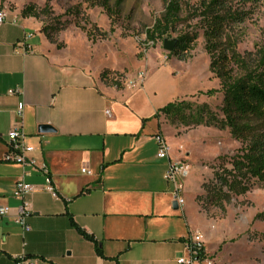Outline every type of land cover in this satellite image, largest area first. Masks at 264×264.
<instances>
[{"label":"crops","instance_id":"0c3cea01","mask_svg":"<svg viewBox=\"0 0 264 264\" xmlns=\"http://www.w3.org/2000/svg\"><path fill=\"white\" fill-rule=\"evenodd\" d=\"M140 70L109 85L100 65L68 47L58 49L37 19L8 12L0 25V207H9L0 216V264H17L19 255L35 264H176L188 256L196 232L206 247L207 219L196 200L201 180L192 187L189 173L179 205L165 178L167 159L157 157L155 135L167 140L173 133L165 132V116L154 114L173 100L148 89L155 73L147 75L149 69L131 85ZM16 87L19 92L10 94ZM15 123L34 147L27 156L46 165L54 194L40 169L3 161ZM40 124L54 131L41 133ZM169 147L172 158L185 161L181 146L176 155ZM20 178L36 186L22 199L13 196ZM20 207L29 230L15 221Z\"/></svg>","mask_w":264,"mask_h":264},{"label":"rangeland","instance_id":"374dc122","mask_svg":"<svg viewBox=\"0 0 264 264\" xmlns=\"http://www.w3.org/2000/svg\"><path fill=\"white\" fill-rule=\"evenodd\" d=\"M101 1L49 0L37 20L41 27L46 25L60 43L58 49L68 47L92 64L100 65V75L103 72L100 78L105 83L127 82L138 70L149 69L147 75L155 73L145 84L162 99H183L193 110L206 104L220 114L222 93L205 94L208 89H219L220 84L209 70L205 39L195 18L188 21L189 26H180V29L195 32L197 38L186 59L179 60L163 48L161 39L154 43L145 41V31L164 10L162 0H122L117 13L113 12L115 0H109V10L113 12L110 16ZM46 2L0 0V9L21 15L24 6L33 4L43 8ZM232 5L240 6L246 13L244 21L235 24L232 30L236 49L246 62L255 64L264 48V0H233ZM88 30L93 41L86 35ZM176 35L172 32L167 39ZM168 123L170 126H166L165 132L169 134L172 130L173 135L167 137L166 142L173 148L174 155L179 154L177 149L182 147L183 158L193 172L192 187L196 180H201L196 200L207 219V227H203L206 230L205 258L212 264H264V219L257 218L264 210L263 184L252 179L246 184L245 192L230 193L229 198L220 197L216 190V177L223 175L224 169L232 168L241 142L227 128ZM185 152L188 155L185 156ZM192 167L199 172L194 173Z\"/></svg>","mask_w":264,"mask_h":264},{"label":"trees","instance_id":"16d2710c","mask_svg":"<svg viewBox=\"0 0 264 264\" xmlns=\"http://www.w3.org/2000/svg\"><path fill=\"white\" fill-rule=\"evenodd\" d=\"M164 10L154 19L151 28L145 31L146 42L156 39H167L169 34L176 32V43L168 52L179 60H185L197 34L193 31L180 29L189 26L191 19L202 28L205 39V51L209 56V70L219 80V89H208L205 94L211 95L217 91L222 93L220 114L212 111L206 104L191 109L189 102L176 99L159 108V113L171 123L214 126L227 128L229 133L242 144L233 157L232 168L224 169L217 178L216 190L220 197L229 198L230 193L240 194L246 191L247 183L252 179L264 186V48L258 61L249 64L236 49V38L232 30L235 24L244 21L246 13L240 6H233V0H162ZM43 8L33 4L24 6L20 14L23 17L38 19L48 6ZM122 0H115L114 13L120 9ZM101 6L108 16L109 0H102ZM46 38L60 48L61 45L50 34L46 25L41 27ZM90 40H94L91 32H86ZM103 75V72L101 73ZM100 75V76H101ZM186 110L188 112H186ZM145 121V120H143ZM223 188H226L224 191ZM214 199H217L214 197ZM264 219V210L257 215ZM70 224L86 239L94 238L77 226L72 219ZM98 254L100 250L97 249ZM204 258L203 248L199 253Z\"/></svg>","mask_w":264,"mask_h":264},{"label":"built area","instance_id":"2783aa9c","mask_svg":"<svg viewBox=\"0 0 264 264\" xmlns=\"http://www.w3.org/2000/svg\"><path fill=\"white\" fill-rule=\"evenodd\" d=\"M8 19V11L5 9H0V25L6 22ZM20 44L24 45L23 42ZM165 59V57H164ZM145 77V71H140L137 73L136 79L129 81L131 85L136 83H141ZM19 92V88H13L9 90L10 94H15ZM23 103L19 104L16 108V114L21 119L23 114ZM108 112V111H107ZM25 132L22 126L19 123L12 125L10 130L7 133V149L2 157L3 161L13 164H18L22 166H29L34 169H40L44 178V187L54 194V189L52 187V181L49 176L48 169L45 164H36L34 159L27 156L28 153L34 151L32 145H28L25 142ZM155 139L158 144L157 157L162 159H167V169L165 172L166 180L173 186V197L179 205L184 204V199L181 197L183 190V181L189 175V166L183 159H174L170 154V147L167 144L166 140L161 134H156ZM82 172L88 174L91 173L90 170L82 169ZM29 172H24L23 175H28ZM36 188L35 185L27 183L20 178L16 181L13 190V196L18 199H22L25 195L29 194ZM9 212V207L1 206L0 207V216H4ZM15 221L23 226L24 230H29V226L26 224L23 217V207H20L17 211ZM204 248L202 243V234L196 232L190 236V241L187 245L188 256L187 257H178L176 259V264H198L204 262L205 264H211V261L207 258H201L199 253L200 250ZM17 264H35L34 261L27 259L23 255L16 257Z\"/></svg>","mask_w":264,"mask_h":264},{"label":"water","instance_id":"95a60500","mask_svg":"<svg viewBox=\"0 0 264 264\" xmlns=\"http://www.w3.org/2000/svg\"><path fill=\"white\" fill-rule=\"evenodd\" d=\"M176 40L175 39H164L163 40V48L170 52L173 50L175 46ZM38 131L41 133L45 132H52L54 129L49 124H40L38 125ZM173 207L176 208V202L173 203Z\"/></svg>","mask_w":264,"mask_h":264}]
</instances>
